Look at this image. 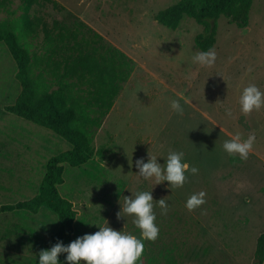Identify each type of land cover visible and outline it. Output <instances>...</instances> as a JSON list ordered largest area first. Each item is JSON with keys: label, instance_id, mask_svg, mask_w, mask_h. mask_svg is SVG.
<instances>
[{"label": "rangeland", "instance_id": "rangeland-1", "mask_svg": "<svg viewBox=\"0 0 264 264\" xmlns=\"http://www.w3.org/2000/svg\"><path fill=\"white\" fill-rule=\"evenodd\" d=\"M57 1L65 10L49 6L34 12L49 22L78 19L132 61L112 112L92 131L99 154L89 165L67 171L60 187L78 211L73 240L107 223L139 236L132 218L117 219V213L123 196L152 190L153 199L164 198L169 211L161 215L154 202L159 235L145 241L139 264H254L257 239L264 232V107L244 115L238 100L249 84L264 92V0L254 1L245 28L225 17L218 20L211 67L192 59L200 52L195 46L200 25L185 18L171 30L155 20L178 0ZM11 10V16L0 11V23L18 22L19 3ZM41 41L22 38L30 51H40ZM15 70L0 43V109L21 92ZM172 99L184 106L183 115L171 110ZM237 133L242 139L255 134L247 160L222 150L224 140ZM70 148L47 129L0 115V205L34 196L48 160ZM170 150L183 151L199 169L183 187L170 190L167 182L155 185L136 174L138 158L157 155L163 164ZM199 191L206 193V203L189 212L185 201ZM58 227L57 215L47 208L36 215H0V264H37L36 255L52 246Z\"/></svg>", "mask_w": 264, "mask_h": 264}, {"label": "trees", "instance_id": "trees-1", "mask_svg": "<svg viewBox=\"0 0 264 264\" xmlns=\"http://www.w3.org/2000/svg\"><path fill=\"white\" fill-rule=\"evenodd\" d=\"M255 0H178L155 15L158 24L177 30L185 18L203 28L195 37L200 51L213 48L221 17L239 28L249 25ZM22 10L17 23H0V43H4L16 66L15 79L21 92L16 101L0 109L51 131L68 142L70 150L51 157L37 193L24 200L0 205V215L27 212L36 215L47 208L57 215L59 227L52 235L65 245L73 241L78 211L60 192L70 169L83 168L99 154L93 146L92 131L100 129L112 112L127 78L131 59L122 51L104 44L103 37L76 19L72 24L54 19L49 22L37 11L52 6L65 7L57 0H0V11L11 10L15 3ZM42 37L41 50L30 51L22 42ZM61 264L64 254L59 256ZM254 264H264V232L257 239Z\"/></svg>", "mask_w": 264, "mask_h": 264}, {"label": "clouds", "instance_id": "clouds-1", "mask_svg": "<svg viewBox=\"0 0 264 264\" xmlns=\"http://www.w3.org/2000/svg\"><path fill=\"white\" fill-rule=\"evenodd\" d=\"M192 59L201 66L211 67L216 61V52L209 48L197 52ZM238 103L240 112L244 115L258 111L264 107V92L255 84H249L243 88ZM170 108L177 115H183L185 111L184 106L176 99L171 100ZM225 111L228 117L232 116L231 109ZM255 140L254 133L244 139L237 133L231 139L224 140L222 150L229 156L238 155L241 160H247ZM162 159L163 164L158 162L157 155L148 154L146 161L143 157L138 158L135 161V167L138 169L136 174L144 180H154L155 185L167 182V187L173 190L183 187L189 175L199 173V169L185 159L183 151L170 150L166 158ZM205 195L204 191L192 193L185 201V208L189 212L200 208L206 203ZM154 202L160 208V214L167 215L169 204L164 198L154 200L152 190L123 196V205L117 213V219L131 217L132 223L139 229V236L116 230L107 223L97 226L98 231L78 236L67 245L58 240L50 248L41 250L36 255L37 264H61V254L65 256L63 264H139L145 241H155L159 235ZM48 224L50 223L42 226ZM42 226H38L37 230Z\"/></svg>", "mask_w": 264, "mask_h": 264}]
</instances>
